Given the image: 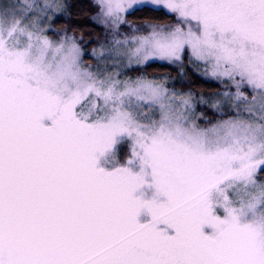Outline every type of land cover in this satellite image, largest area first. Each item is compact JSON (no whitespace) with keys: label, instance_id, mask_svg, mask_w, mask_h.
<instances>
[{"label":"snow or ice","instance_id":"snow-or-ice-1","mask_svg":"<svg viewBox=\"0 0 264 264\" xmlns=\"http://www.w3.org/2000/svg\"><path fill=\"white\" fill-rule=\"evenodd\" d=\"M76 7L0 2V264H264V0Z\"/></svg>","mask_w":264,"mask_h":264},{"label":"trees","instance_id":"trees-1","mask_svg":"<svg viewBox=\"0 0 264 264\" xmlns=\"http://www.w3.org/2000/svg\"><path fill=\"white\" fill-rule=\"evenodd\" d=\"M71 3L77 5L74 9L75 12H80V6H86L88 0H71ZM72 24L78 28H83L85 36H87L88 32L91 30V25H89V19L82 12L77 18L75 15L72 20ZM85 25H89V27H84ZM79 35V33H77ZM95 35V33H93ZM152 74L155 75H165L171 74L174 78L176 77V72L173 69H169L166 66H158L156 69L151 70ZM215 84L210 81H206L199 76H193L192 78V88L193 91L199 93L201 90L204 91L205 95L212 94V91L215 89Z\"/></svg>","mask_w":264,"mask_h":264},{"label":"rangeland","instance_id":"rangeland-1","mask_svg":"<svg viewBox=\"0 0 264 264\" xmlns=\"http://www.w3.org/2000/svg\"><path fill=\"white\" fill-rule=\"evenodd\" d=\"M0 2H2V0H0ZM70 2H71V0H70Z\"/></svg>","mask_w":264,"mask_h":264}]
</instances>
